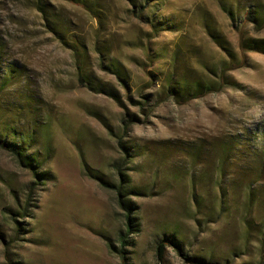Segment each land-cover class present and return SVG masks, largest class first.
Listing matches in <instances>:
<instances>
[{
	"label": "rangeland",
	"instance_id": "obj_1",
	"mask_svg": "<svg viewBox=\"0 0 264 264\" xmlns=\"http://www.w3.org/2000/svg\"><path fill=\"white\" fill-rule=\"evenodd\" d=\"M83 1L0 0V264H264V0Z\"/></svg>",
	"mask_w": 264,
	"mask_h": 264
},
{
	"label": "trees",
	"instance_id": "obj_2",
	"mask_svg": "<svg viewBox=\"0 0 264 264\" xmlns=\"http://www.w3.org/2000/svg\"><path fill=\"white\" fill-rule=\"evenodd\" d=\"M66 1L71 2V3H75V4H79V5H82L83 7L87 8L86 3L83 0H66ZM36 6L38 7V9L41 12H45V10L42 7L43 6L42 5V0H37ZM258 14H260V13L258 12ZM260 22H261L260 25L264 26V13L261 15ZM1 45L2 44L0 42V54H1V51H2ZM73 46H74L75 50H80L79 45L74 44ZM238 47H239V58H238L237 63L230 62L229 65L224 66L222 68V74H225L228 70H231L233 68H236L238 66L243 65L244 62H245V59H246V51L247 50H261L263 52V50H264V40L258 42V41L252 40V39H246L244 37V31L242 29H239L238 30ZM148 54H149V49L147 48V50H146V55H147L146 60L147 61H149ZM0 60H1V58H0ZM147 64H149V63H147ZM19 68H20V66H18L16 64H8L7 65V69H6L5 73H4L5 77L2 80V83L0 84V90L2 88L7 87L10 84V82H14V80H15L14 77L18 74L17 71H18ZM11 80H13V81H11ZM223 83H225V79H224L223 76H220L219 84L222 86ZM183 90H184V87H183ZM211 90H213V87L210 84L205 85L204 87L200 84V85H197L196 87L194 86V89H193V91L190 92L189 97L200 96V95H202V94H204V93H206L208 91H211ZM170 91H172V89H170ZM175 92L176 91H173L172 94L175 95ZM20 134L22 136L21 138L24 139L22 132H20ZM23 139H20L19 141L11 143L10 141H7L5 139V137H2V135H0V146H7V147L11 148L20 157V159L22 161L27 163V165L32 169L33 174L35 176H37V177H40L39 176L40 173H38V171H36L37 167L34 164L35 163V157L32 154L28 155L27 153H25V151H26L25 148L26 147H25V142H23ZM117 188H118L119 193H121L120 185H118ZM127 209H128V207H127ZM128 215H129V212L127 213L128 226H129L132 223L129 220V216ZM122 240H124V239L122 238ZM164 246H165L164 245V241L158 242V245H157L158 254H161V250H162V248Z\"/></svg>",
	"mask_w": 264,
	"mask_h": 264
}]
</instances>
